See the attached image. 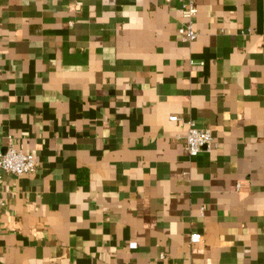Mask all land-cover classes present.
Here are the masks:
<instances>
[{"label":"crops","instance_id":"0c3cea01","mask_svg":"<svg viewBox=\"0 0 264 264\" xmlns=\"http://www.w3.org/2000/svg\"><path fill=\"white\" fill-rule=\"evenodd\" d=\"M182 4L0 0V264H264V0Z\"/></svg>","mask_w":264,"mask_h":264},{"label":"built area","instance_id":"2783aa9c","mask_svg":"<svg viewBox=\"0 0 264 264\" xmlns=\"http://www.w3.org/2000/svg\"><path fill=\"white\" fill-rule=\"evenodd\" d=\"M184 23L180 26L178 32L181 40L184 42H193L197 39L199 33L196 29V16L198 7L196 0H183L181 7ZM172 120H177V116H172ZM188 131L185 135L186 149L191 156H197L204 151H210L215 145L212 130L210 128H201L194 121H188ZM40 161L33 153L17 149L13 145H8L6 149L0 152V170L14 174L24 175L34 173L39 170ZM242 182H237V189L241 188ZM6 206V200L0 191V209ZM204 235L193 233L190 235L192 243L204 240Z\"/></svg>","mask_w":264,"mask_h":264}]
</instances>
